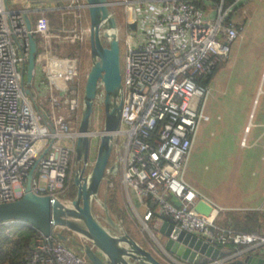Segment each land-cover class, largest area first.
<instances>
[{
  "label": "built area",
  "instance_id": "obj_1",
  "mask_svg": "<svg viewBox=\"0 0 264 264\" xmlns=\"http://www.w3.org/2000/svg\"><path fill=\"white\" fill-rule=\"evenodd\" d=\"M46 1L49 7L35 15L33 24L29 9H10L7 0H0V203L22 196L31 169L37 195L58 198L72 189L67 179L79 133L69 129L66 116L72 111L75 119L79 117L82 79L78 53L68 55L83 42L79 23L85 1ZM249 1L109 0V6L122 7L124 15L122 30L117 29L123 55V108L105 184L117 188L120 200L124 187L157 208L155 219L152 210L139 219L151 237L150 222L154 219L153 229L158 230L161 217H168L180 230L220 248L230 243L245 247L233 256L251 252L264 258V236L219 227L221 209L184 177L200 123L208 120L203 111L208 91L199 80L210 76L226 57L239 33L231 16ZM50 6L59 11V26L52 25ZM31 38L36 44L32 80L36 74L48 112L36 104L35 94L31 96L32 80L25 81ZM104 96L98 82L94 108L103 107ZM65 139L72 141L70 147L60 144ZM241 146L246 147L245 137ZM171 197L180 201L179 207ZM59 200L70 205L67 198ZM199 201L212 207L209 216L195 210ZM16 224L36 233L22 264H88L56 235L44 236L18 221L2 222L0 228ZM158 249L163 264H189Z\"/></svg>",
  "mask_w": 264,
  "mask_h": 264
},
{
  "label": "water",
  "instance_id": "obj_2",
  "mask_svg": "<svg viewBox=\"0 0 264 264\" xmlns=\"http://www.w3.org/2000/svg\"><path fill=\"white\" fill-rule=\"evenodd\" d=\"M25 4L37 5L46 0H22ZM89 19L90 68L87 73L83 92L82 110L78 133L74 147L75 163L79 167L73 174H79L75 198L66 205L50 195L40 196L32 191V174L29 171L27 181L20 198L9 203H0V223L18 221L30 225L44 236L56 235L60 241L68 240L63 231L73 235L79 250L90 264H163L150 251L133 239L125 227L112 215L108 203L111 200L104 187L106 170L112 153L116 133L120 127L123 108V88L120 63V46L117 37L118 23L110 10L108 0H84ZM27 27L31 23L27 18ZM35 41L30 39V50L25 68V81L29 84L35 67ZM104 89L103 127L106 135L99 136L95 162L88 167L91 135V121L97 84ZM29 90L26 94L29 95ZM82 162V163H81ZM87 168H93L94 180L84 179ZM88 173V172H87ZM98 187L101 196L97 205L91 191ZM171 202L179 207L180 201L171 197ZM98 209V215L93 208ZM195 210L209 216L213 209L199 201ZM162 236L163 249L175 258L189 264H211L222 261L224 264H264V258L251 252L235 256L226 253L215 244L197 238L180 230L166 217L158 229ZM79 240L82 242L80 243Z\"/></svg>",
  "mask_w": 264,
  "mask_h": 264
},
{
  "label": "rangeland",
  "instance_id": "obj_3",
  "mask_svg": "<svg viewBox=\"0 0 264 264\" xmlns=\"http://www.w3.org/2000/svg\"><path fill=\"white\" fill-rule=\"evenodd\" d=\"M22 0H7V7L12 9L16 6H22ZM247 8V15L245 14L246 21L245 30L242 35L235 41L228 45L229 52L227 57L223 58L216 66L212 76L207 81L208 94L203 103L204 114L209 118L206 122H201L198 130L197 137L194 141V146L191 151V156L187 161L185 168V180L191 179L198 187L209 197L224 203L235 201L237 203L244 202L247 195H256L257 186L260 183L261 169L264 165L261 157H264V151L261 149H244L240 150L239 141L243 137V128L241 120L235 115V105L239 102H244L250 98L249 94H243L245 89L247 91L245 75L248 73L246 70L247 55L256 50L255 42L260 39L264 40V0H251L245 6ZM49 14L52 19L54 27L59 26L60 18L59 11L55 6ZM110 10L118 18V28L122 30L124 25V15L122 7L113 8ZM31 22L35 23V13L31 14ZM242 18L239 19L241 22ZM88 27L89 19L87 12L82 11L79 23V30L83 33V42H81L68 56H74L78 53L77 57L80 63L81 85L78 89L79 101L81 103L84 82L90 68L89 57V42H88ZM121 74H123V55L120 54ZM258 81L256 83V86ZM28 88V85L27 87ZM31 96L35 94L36 104L48 112V104L44 99L40 82L35 74L32 80ZM243 90V91H242ZM245 91V92H246ZM79 103V104H80ZM244 107V104L242 105ZM74 118V114L70 111L66 116V122L70 130H78L80 115ZM58 111V109H57ZM238 119V120H237ZM104 120L103 107L95 106L93 110V117L91 121V131L93 134L102 132ZM124 126L122 125V128ZM99 132V133H96ZM122 138H119L118 144L121 143ZM98 137H92L90 142V151L88 157V167L91 166L95 159L96 149L98 146ZM264 143V138L260 143ZM62 146L70 147L72 141L69 139L60 142ZM254 156H251V155ZM112 158V157H111ZM89 170V168H87ZM118 174V173H117ZM116 174V175H117ZM256 175V177H254ZM37 177V176H36ZM74 177L73 172L68 175L67 180L72 181ZM45 181H41V187L45 188ZM104 187L106 184L104 183ZM107 189V188H106ZM75 191V189H71ZM68 192L63 195H58V198L63 200L64 196L67 197ZM100 190V196H101ZM111 200H115L117 204L120 197L117 194L112 196ZM121 203V204H120ZM95 214L98 215V209L93 208ZM220 215L218 214V217ZM218 222V220H217ZM216 222V223H217ZM137 227V225H136ZM136 237L146 238L154 244L152 237L141 227L136 228ZM69 238L63 241L62 244L69 249L73 254L83 259L86 263L90 264L83 253L79 250L76 243L69 232ZM256 234V233H255ZM81 243L82 241L78 239ZM137 242H139L137 240ZM236 252L229 256H233Z\"/></svg>",
  "mask_w": 264,
  "mask_h": 264
},
{
  "label": "crops",
  "instance_id": "obj_4",
  "mask_svg": "<svg viewBox=\"0 0 264 264\" xmlns=\"http://www.w3.org/2000/svg\"><path fill=\"white\" fill-rule=\"evenodd\" d=\"M247 4L248 2H246L244 5L240 7H237L235 12L231 16L236 28L239 31L238 37H240L243 31L245 30V23L243 22L246 21L245 14L247 15L248 11L245 6ZM48 5L49 3L47 1L39 3L37 6L34 7L31 4L23 3L22 6L21 5L16 6L12 9L21 10V9H25L26 7V9H29L28 12L29 16H31L32 13L38 15L39 13H41V10L49 7ZM241 18L242 20L241 22H239V19ZM254 44L256 46V50L252 53H249L246 59V63H248V65L246 66L247 67L246 70L248 73L245 75V78H247L245 85L247 86V91L243 89L244 90L243 94H249L250 98H248V100L244 102L240 101L238 105H235L236 108L234 112L235 115L238 116L239 120L242 119L241 125L243 128V137L239 141L240 150L241 149L257 150L259 148L262 151H264V143L263 142L260 143V141H262L264 138V40L260 39L259 42H255ZM210 76H212V74ZM205 80H209V78L206 77ZM257 81L258 84L256 86ZM203 87H205L207 91L209 90L207 84L203 85ZM243 104L244 107L242 106ZM244 137L246 138V147L241 146V140ZM251 156L254 155L252 154ZM261 159L264 162V157H261ZM261 170H262L261 178H260V183L257 186L258 191L256 195L254 194L247 195L244 202H239V203L235 201L224 203L222 201L209 198L198 187V184L194 183V181H192L191 179L185 181L191 187L204 194L210 201H212L216 205V207L221 209L219 212L220 215L218 220L219 223L218 222L216 223L219 227L234 233H239L238 229L235 228L236 227L235 224L242 220L244 214L252 213V214H257L256 216L258 217L259 221L262 222V225L260 227L262 234H258V235L264 236V165ZM254 177H256V175ZM122 192L123 193L121 196V200L119 201L122 203V204L120 203L121 206L126 210V216L128 217V220L130 219L135 225H137V227H140L139 219L148 210L154 211V219H155V215H157L156 207H154L149 202H144L140 200L132 189H125L124 187H122ZM153 220L150 222V227H151L150 229L153 235L152 239L154 240V244H152L151 241L143 237L135 240L136 241L138 240L139 241L138 243L140 245H142L145 249L150 251L159 261H161L162 255L159 252L158 248L161 247L163 249L162 246L163 239L162 236L159 234L158 230L153 229V225H152L154 223ZM164 221L165 218L161 217L160 225H162ZM130 228H131V232H133V236L136 237V233H137L136 231L138 230L132 227Z\"/></svg>",
  "mask_w": 264,
  "mask_h": 264
},
{
  "label": "trees",
  "instance_id": "obj_5",
  "mask_svg": "<svg viewBox=\"0 0 264 264\" xmlns=\"http://www.w3.org/2000/svg\"><path fill=\"white\" fill-rule=\"evenodd\" d=\"M215 69L213 70V72L215 71ZM210 77L211 76H208L207 78ZM205 79L199 80V84L202 86L207 84L208 80ZM110 166L111 157L107 168H109ZM105 176L106 178H109L107 174ZM71 187L72 189H75L73 182L71 183ZM66 192H68V196H64V198H67L68 200L72 201L75 198V191L68 190ZM117 194L118 190L116 187L112 188L107 186L108 197L116 196ZM108 206L112 215L125 227L128 234L133 239H135L130 227L136 229V225L130 219V221L128 220V217L126 216V210L121 205L117 204L115 200H110ZM256 215L257 214L252 213L244 214L242 220L235 224V228L238 229V232L240 234H262L260 228L262 222L259 221ZM63 235L69 236L67 231H63ZM35 237L36 233L22 224H16L11 225L9 227L0 228V264H22L24 262L25 257L29 254V247ZM244 248L245 247L242 245H233L231 243L225 246H221V249L224 250L227 256Z\"/></svg>",
  "mask_w": 264,
  "mask_h": 264
},
{
  "label": "bare ground",
  "instance_id": "obj_6",
  "mask_svg": "<svg viewBox=\"0 0 264 264\" xmlns=\"http://www.w3.org/2000/svg\"><path fill=\"white\" fill-rule=\"evenodd\" d=\"M93 134V132L90 130L88 133H87V136H90V135H92ZM107 133L106 132H101V133H99L98 135H100V136H102V135H106ZM79 135H81V134H79ZM93 162H95V159H94V161ZM85 172H86V170H85ZM79 174L77 175V177L76 176H74L73 177V180H72V182H73V185H74V187H75V189L77 188V184H78V179H79ZM94 176H93V168H89V170H88V173L86 172V173H84V179L85 180H88V182H92L94 179ZM106 188H107V185H106ZM91 193V195L94 197V199H95V204L97 205V202H98V199H99V197H100V189L98 188V187H96V188H94V190L93 191H91L90 192Z\"/></svg>",
  "mask_w": 264,
  "mask_h": 264
},
{
  "label": "flooded vegetation",
  "instance_id": "obj_7",
  "mask_svg": "<svg viewBox=\"0 0 264 264\" xmlns=\"http://www.w3.org/2000/svg\"><path fill=\"white\" fill-rule=\"evenodd\" d=\"M108 3H109V0H108ZM110 7V6H109ZM83 11L87 12L86 9H84ZM116 19H117V23H118V18L116 16ZM119 26V25H118ZM88 42H89V27H88ZM89 57H90V53H89ZM82 163V162H81ZM79 167V163L76 164L75 163V156H74V161H73V164H72V169H71V172H74V170H76L77 168ZM86 172H88V170H86Z\"/></svg>",
  "mask_w": 264,
  "mask_h": 264
}]
</instances>
